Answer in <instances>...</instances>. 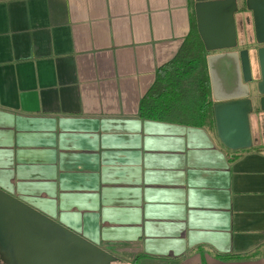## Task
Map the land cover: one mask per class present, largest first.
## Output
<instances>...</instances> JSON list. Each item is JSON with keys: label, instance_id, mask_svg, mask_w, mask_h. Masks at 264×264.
Masks as SVG:
<instances>
[{"label": "crops", "instance_id": "obj_1", "mask_svg": "<svg viewBox=\"0 0 264 264\" xmlns=\"http://www.w3.org/2000/svg\"><path fill=\"white\" fill-rule=\"evenodd\" d=\"M194 4L0 0V189L111 264H264V113L237 151L138 114Z\"/></svg>", "mask_w": 264, "mask_h": 264}, {"label": "water", "instance_id": "obj_2", "mask_svg": "<svg viewBox=\"0 0 264 264\" xmlns=\"http://www.w3.org/2000/svg\"><path fill=\"white\" fill-rule=\"evenodd\" d=\"M194 2L197 32L208 53L217 138L228 150L249 149L253 143L249 115L257 107L264 113V0H243V7L238 0ZM248 12L253 35L247 29ZM238 27L246 48L239 46ZM80 256L81 264L114 261L110 254L0 189V264H76Z\"/></svg>", "mask_w": 264, "mask_h": 264}, {"label": "trees", "instance_id": "obj_3", "mask_svg": "<svg viewBox=\"0 0 264 264\" xmlns=\"http://www.w3.org/2000/svg\"><path fill=\"white\" fill-rule=\"evenodd\" d=\"M207 55L193 23L174 57L156 71L151 87L140 100V118L214 129ZM243 154L234 155L233 159Z\"/></svg>", "mask_w": 264, "mask_h": 264}, {"label": "rangeland", "instance_id": "obj_4", "mask_svg": "<svg viewBox=\"0 0 264 264\" xmlns=\"http://www.w3.org/2000/svg\"><path fill=\"white\" fill-rule=\"evenodd\" d=\"M250 129H251V133H252V139H256L257 138V132L255 131V126L252 124V121H251V124H250ZM70 260V259H69ZM68 259H66V263H70ZM76 264H80V261H78Z\"/></svg>", "mask_w": 264, "mask_h": 264}, {"label": "flooded vegetation", "instance_id": "obj_5", "mask_svg": "<svg viewBox=\"0 0 264 264\" xmlns=\"http://www.w3.org/2000/svg\"><path fill=\"white\" fill-rule=\"evenodd\" d=\"M242 4H243V0H238V5L242 6ZM239 46H241V48H246V45L243 44L241 41H239Z\"/></svg>", "mask_w": 264, "mask_h": 264}]
</instances>
